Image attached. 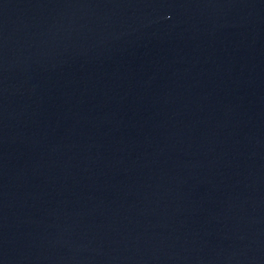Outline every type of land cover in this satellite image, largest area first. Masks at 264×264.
Segmentation results:
<instances>
[{
	"label": "water",
	"instance_id": "95a60500",
	"mask_svg": "<svg viewBox=\"0 0 264 264\" xmlns=\"http://www.w3.org/2000/svg\"><path fill=\"white\" fill-rule=\"evenodd\" d=\"M0 264H264V0H0Z\"/></svg>",
	"mask_w": 264,
	"mask_h": 264
}]
</instances>
